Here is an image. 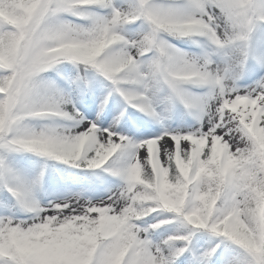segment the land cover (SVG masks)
<instances>
[{"label":"snow or ice","instance_id":"6c2138e0","mask_svg":"<svg viewBox=\"0 0 264 264\" xmlns=\"http://www.w3.org/2000/svg\"><path fill=\"white\" fill-rule=\"evenodd\" d=\"M0 264H264V0H0Z\"/></svg>","mask_w":264,"mask_h":264}]
</instances>
